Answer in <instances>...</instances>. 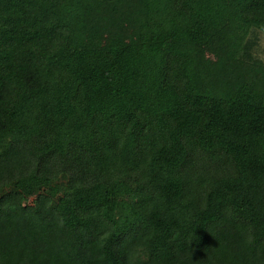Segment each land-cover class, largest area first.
Returning <instances> with one entry per match:
<instances>
[{"label": "trees", "instance_id": "obj_1", "mask_svg": "<svg viewBox=\"0 0 264 264\" xmlns=\"http://www.w3.org/2000/svg\"><path fill=\"white\" fill-rule=\"evenodd\" d=\"M264 0H0V264H264Z\"/></svg>", "mask_w": 264, "mask_h": 264}, {"label": "rangeland", "instance_id": "obj_2", "mask_svg": "<svg viewBox=\"0 0 264 264\" xmlns=\"http://www.w3.org/2000/svg\"><path fill=\"white\" fill-rule=\"evenodd\" d=\"M262 44L264 45V40H263Z\"/></svg>", "mask_w": 264, "mask_h": 264}]
</instances>
